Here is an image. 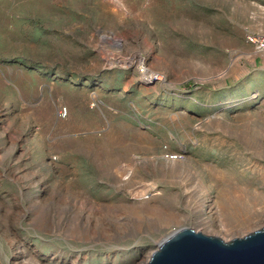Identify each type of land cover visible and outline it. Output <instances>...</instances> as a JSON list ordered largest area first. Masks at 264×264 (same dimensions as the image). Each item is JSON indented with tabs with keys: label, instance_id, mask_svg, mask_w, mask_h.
Segmentation results:
<instances>
[{
	"label": "rangeland",
	"instance_id": "rangeland-1",
	"mask_svg": "<svg viewBox=\"0 0 264 264\" xmlns=\"http://www.w3.org/2000/svg\"><path fill=\"white\" fill-rule=\"evenodd\" d=\"M251 33L264 0H0V264H144L183 227H264ZM224 190L259 200L235 222Z\"/></svg>",
	"mask_w": 264,
	"mask_h": 264
},
{
	"label": "water",
	"instance_id": "water-1",
	"mask_svg": "<svg viewBox=\"0 0 264 264\" xmlns=\"http://www.w3.org/2000/svg\"><path fill=\"white\" fill-rule=\"evenodd\" d=\"M144 264H264V227L230 241L183 227L166 237Z\"/></svg>",
	"mask_w": 264,
	"mask_h": 264
},
{
	"label": "bare ground",
	"instance_id": "bare-ground-1",
	"mask_svg": "<svg viewBox=\"0 0 264 264\" xmlns=\"http://www.w3.org/2000/svg\"><path fill=\"white\" fill-rule=\"evenodd\" d=\"M138 57V60L139 61V65H140V68L142 66V56L139 55L137 56ZM134 59H137L136 57H132L130 60H128V62H126V64H134ZM146 72V73H145ZM144 72L145 75H143L144 77L143 78H147L148 79V75L149 76H152V72L151 70L149 69H146ZM123 168V167H122ZM126 168V167H125ZM166 168V167H165ZM128 169V168H127ZM126 169V170H127ZM124 170V171H126ZM139 189V188H138ZM139 192V191H138ZM241 192V191H240ZM244 192V191H243ZM134 194V193H133ZM144 195V193L140 192V193H137V195L135 196L136 198H140ZM134 196V195H133ZM222 197H223V200H222ZM244 193H238L237 190H233V191H226L224 190L223 194H221L220 198H221V203L223 204V208L224 210L227 212V215L229 216V218H231L232 220H235V222H238L239 221V216H248V213L250 212L251 210V206H249L250 203H253V202H256L257 200H259L258 196H255V198H252V199H247V201H243L244 200ZM246 198V197H245ZM258 204V202H257ZM251 205V204H250ZM255 205V204H254ZM253 206V204H252ZM47 207V206H46ZM254 207V206H253ZM58 211V210H57ZM238 216V219H235L237 218ZM258 216V215H257ZM62 216H60L59 218H61ZM60 221V220H59ZM177 223H182V220H178ZM240 223V222H239ZM241 224V223H240ZM242 225V224H241ZM213 226V225H212ZM208 227V226H207ZM210 227V226H209ZM220 227V226H219ZM219 227L217 226V228L219 229ZM224 229V227H222ZM221 228V229H222ZM76 229V228H75ZM217 229V230H218ZM175 230V229H174ZM216 230V228H215Z\"/></svg>",
	"mask_w": 264,
	"mask_h": 264
},
{
	"label": "built area",
	"instance_id": "built-area-1",
	"mask_svg": "<svg viewBox=\"0 0 264 264\" xmlns=\"http://www.w3.org/2000/svg\"><path fill=\"white\" fill-rule=\"evenodd\" d=\"M247 40H248L249 43H251L255 47V51L258 54H264V34H260V33L248 34L247 35ZM139 70H140L142 78H143L144 77L143 75H145L144 72L146 70L145 66L142 64V66H141V68ZM152 74H153L152 76H149V75L147 76L148 79L147 78L146 79L143 78V80H145L146 82L148 81L149 83L162 80V76H160L159 74H154V73H152ZM65 115H66V112H65ZM179 157H180L179 154L166 155V158L169 161H175V160L179 159Z\"/></svg>",
	"mask_w": 264,
	"mask_h": 264
},
{
	"label": "crops",
	"instance_id": "crops-1",
	"mask_svg": "<svg viewBox=\"0 0 264 264\" xmlns=\"http://www.w3.org/2000/svg\"><path fill=\"white\" fill-rule=\"evenodd\" d=\"M226 85H228V81L227 80H226ZM220 87H222V85Z\"/></svg>",
	"mask_w": 264,
	"mask_h": 264
}]
</instances>
